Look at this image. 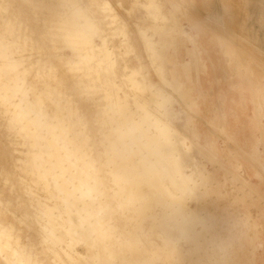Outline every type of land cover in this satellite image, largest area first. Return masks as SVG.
Here are the masks:
<instances>
[{
    "label": "clouds",
    "instance_id": "obj_1",
    "mask_svg": "<svg viewBox=\"0 0 264 264\" xmlns=\"http://www.w3.org/2000/svg\"><path fill=\"white\" fill-rule=\"evenodd\" d=\"M0 264H264V0H0Z\"/></svg>",
    "mask_w": 264,
    "mask_h": 264
}]
</instances>
